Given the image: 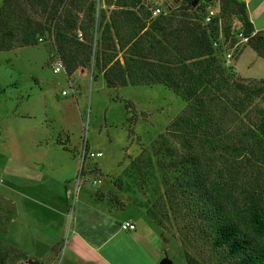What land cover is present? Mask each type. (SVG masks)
Wrapping results in <instances>:
<instances>
[{"label": "rangeland", "instance_id": "rangeland-1", "mask_svg": "<svg viewBox=\"0 0 264 264\" xmlns=\"http://www.w3.org/2000/svg\"><path fill=\"white\" fill-rule=\"evenodd\" d=\"M90 1L95 4V13L100 8L105 19L112 15L122 27L128 24L120 11L125 8L123 0H63L57 11L62 14L71 7L79 20ZM185 2L139 0L149 9L159 7L160 12L153 17L170 14L178 18L177 13L183 10L191 18L198 17L201 24L206 15L216 16L221 6V0H197L191 8L180 7ZM34 24L47 30L41 39L21 43L22 29ZM215 24V38L222 43L215 47L221 49L238 40L241 17L237 4L230 3ZM76 34L79 38L80 33ZM240 43L230 62H224L221 51L217 62L224 73L230 70L227 76L233 82L257 86L264 77V57ZM0 47L4 48H0L1 191L12 181L30 193V209L35 208L32 203L37 204L39 196L43 197L37 188L40 185L45 186L47 203L56 202L64 186L70 191V203L75 189L79 194H93L121 207L120 214L135 217L139 227L150 231L151 239L164 248L174 264H186V255L198 264H233L222 247L211 245V235L201 231L199 218L184 213L186 208L167 196L173 178L180 177V172H171V156L163 150L154 153L152 144L164 134L165 145L174 157L189 151L190 147L182 143L184 128L169 126L186 104L179 95L162 83L108 87L92 60L85 61L84 51L75 54L79 63L72 71L67 72L64 61L62 69L53 71L55 59L61 57L52 36V21L33 0H0ZM231 65L241 75L232 71ZM227 106L216 148L210 151L209 147L193 144L192 149L200 160L213 164L209 174L229 191L239 210L235 222L250 233L245 217H241L243 207L254 198L264 214V136L257 143L248 134L253 131L259 108L264 116V91L240 112L229 103ZM249 148L253 154L247 151ZM84 150L99 151L100 155L88 156ZM130 164L136 165V170L131 171ZM92 179L99 181L92 183ZM145 208L152 209L159 223L146 214ZM5 212L4 199L0 198L2 238Z\"/></svg>", "mask_w": 264, "mask_h": 264}, {"label": "trees", "instance_id": "trees-1", "mask_svg": "<svg viewBox=\"0 0 264 264\" xmlns=\"http://www.w3.org/2000/svg\"><path fill=\"white\" fill-rule=\"evenodd\" d=\"M33 1L40 5L46 19L52 21V36L67 72L79 63L75 54L84 51L85 61L92 60L106 86L162 83L186 102L180 113L169 122V126L175 130L184 128L181 133L182 143L190 147L189 151L174 157L169 145H165L164 134H159L152 144L154 153L163 150L171 156L170 171L180 172V177L173 178V186L170 184L167 196L169 199L172 196L176 205L185 207L184 213L189 212L199 218L201 231L211 235V245L222 247L225 256L233 264H264L262 206L257 204V199L252 198L243 207L241 217H245L250 233L240 229L234 219L239 216V210L229 191L209 174L213 172V164L200 160L192 149L193 144H197L209 147L210 151L214 150L215 142L223 133L221 122L225 119L227 103L240 112L244 105L264 91V77L258 80L260 84L257 86L229 79L227 74L230 70L224 73L217 62L221 49L212 45L218 31H213L216 19L233 2L237 4L241 17L240 33L247 36L244 44L264 57V30L253 29L244 1L221 0L219 13L201 24L198 17L191 18L183 10L177 13L178 18L170 14H157L153 17L150 9L139 4V0H123L122 6L125 8L120 11L122 19L128 22L125 27L112 15L105 19V15L99 12L100 8L95 13L93 1L87 4L79 20L77 11L73 12L71 7L67 6L62 14L57 11L63 0H51L50 3L46 0ZM136 3V8L127 7ZM191 4V0H186L180 7L191 8ZM46 28L39 24L24 27L21 43L41 39ZM76 32L80 33L79 38ZM258 111L253 131L248 133L257 143L264 136V116L261 108ZM247 151L251 154L254 152L252 148ZM129 167L131 171L137 168L134 164ZM172 187L174 189L170 190ZM145 212L159 223L151 208H145ZM185 261L186 264H198L188 255Z\"/></svg>", "mask_w": 264, "mask_h": 264}, {"label": "crops", "instance_id": "crops-1", "mask_svg": "<svg viewBox=\"0 0 264 264\" xmlns=\"http://www.w3.org/2000/svg\"><path fill=\"white\" fill-rule=\"evenodd\" d=\"M243 1L253 29L264 30V0ZM231 69L241 75L232 65ZM20 188L11 181L0 190L6 210L1 264H32L28 258L38 264H158L165 254L135 217L120 214L121 207L102 197L75 189L70 203V191L64 186L56 202L47 203L45 186L40 185L43 197L32 203L31 211L30 193ZM123 220L132 222L133 228H121Z\"/></svg>", "mask_w": 264, "mask_h": 264}, {"label": "built area", "instance_id": "built-area-1", "mask_svg": "<svg viewBox=\"0 0 264 264\" xmlns=\"http://www.w3.org/2000/svg\"><path fill=\"white\" fill-rule=\"evenodd\" d=\"M150 12H151L152 15L158 13V12H159V7H158V6H153V7L150 9ZM210 17H211V16L206 15V16L204 17V22L208 21ZM239 35H240V36H239L238 40H235V42H233L231 45H227V46L224 45V46H225L224 48H222V46H221V52H222V54H223V60H224L225 63H228V62H230L231 59H233V55H234V54H233V51H235L234 49H236L237 44H239L240 42H241V43H244V42L246 41L247 36H242L241 33H240ZM220 43H221V42H220V40L218 39V37L215 38V39L212 41V45H213L214 47H215V46H218V44H220ZM241 43H240V44H241ZM221 44H222V43H221ZM62 68H63V64H62L61 60L57 57V58L55 59V61H54V65L52 66V70L55 71V72H57V71H59V70L62 69ZM61 93H62V94H65L66 91H65V90H61ZM85 153H86L88 156H98V155H100V152H99V151H95V152L88 151V152H86V150H84V154H85ZM98 181H99V179H96V180L92 179V180H91L92 183H97ZM133 226H134L133 223L130 222V221H128V220H123V221H121V223H120V227H121V228H124V229H126V228H133Z\"/></svg>", "mask_w": 264, "mask_h": 264}, {"label": "water", "instance_id": "water-1", "mask_svg": "<svg viewBox=\"0 0 264 264\" xmlns=\"http://www.w3.org/2000/svg\"><path fill=\"white\" fill-rule=\"evenodd\" d=\"M197 0H191V3H195ZM27 262L32 263V264H38L35 260L28 258ZM158 264H174L172 259L168 257L166 254H163L159 260Z\"/></svg>", "mask_w": 264, "mask_h": 264}]
</instances>
